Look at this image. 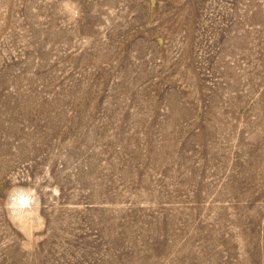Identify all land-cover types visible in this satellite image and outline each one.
Returning a JSON list of instances; mask_svg holds the SVG:
<instances>
[{
    "label": "rangeland",
    "instance_id": "1",
    "mask_svg": "<svg viewBox=\"0 0 264 264\" xmlns=\"http://www.w3.org/2000/svg\"><path fill=\"white\" fill-rule=\"evenodd\" d=\"M0 264H264V0H0Z\"/></svg>",
    "mask_w": 264,
    "mask_h": 264
}]
</instances>
